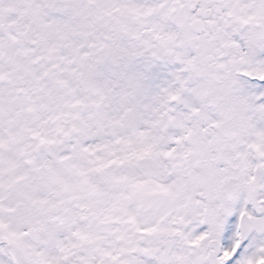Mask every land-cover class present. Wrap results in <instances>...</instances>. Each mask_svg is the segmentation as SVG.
Listing matches in <instances>:
<instances>
[{"label":"snow or ice","instance_id":"6c2138e0","mask_svg":"<svg viewBox=\"0 0 264 264\" xmlns=\"http://www.w3.org/2000/svg\"><path fill=\"white\" fill-rule=\"evenodd\" d=\"M0 264H264V0H0Z\"/></svg>","mask_w":264,"mask_h":264}]
</instances>
